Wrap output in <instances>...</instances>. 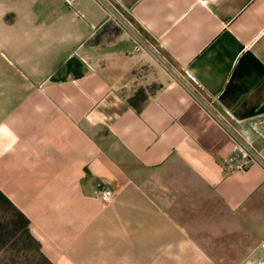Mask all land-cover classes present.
<instances>
[{
  "label": "crops",
  "instance_id": "crops-1",
  "mask_svg": "<svg viewBox=\"0 0 264 264\" xmlns=\"http://www.w3.org/2000/svg\"><path fill=\"white\" fill-rule=\"evenodd\" d=\"M0 192L51 264H264V0H0Z\"/></svg>",
  "mask_w": 264,
  "mask_h": 264
},
{
  "label": "trees",
  "instance_id": "trees-1",
  "mask_svg": "<svg viewBox=\"0 0 264 264\" xmlns=\"http://www.w3.org/2000/svg\"><path fill=\"white\" fill-rule=\"evenodd\" d=\"M145 100L146 98L138 95L131 98L130 103L141 110ZM29 224L26 216L0 192V253L17 251L11 260L12 264H51L42 253L40 243L30 233ZM30 248L34 249L33 258L27 254Z\"/></svg>",
  "mask_w": 264,
  "mask_h": 264
},
{
  "label": "rangeland",
  "instance_id": "rangeland-1",
  "mask_svg": "<svg viewBox=\"0 0 264 264\" xmlns=\"http://www.w3.org/2000/svg\"><path fill=\"white\" fill-rule=\"evenodd\" d=\"M17 251L15 250H10L7 252H1L0 253V264H12L11 260L13 259V256L16 255ZM30 258L34 257V249H29L27 253ZM20 261L22 260L21 257H19ZM24 260V259H23ZM33 261V259H31ZM25 264V263H24ZM37 264V263H35Z\"/></svg>",
  "mask_w": 264,
  "mask_h": 264
},
{
  "label": "built area",
  "instance_id": "built-area-1",
  "mask_svg": "<svg viewBox=\"0 0 264 264\" xmlns=\"http://www.w3.org/2000/svg\"><path fill=\"white\" fill-rule=\"evenodd\" d=\"M113 198L114 194L111 190L106 189L100 192L99 199L103 204L111 203L113 201Z\"/></svg>",
  "mask_w": 264,
  "mask_h": 264
}]
</instances>
